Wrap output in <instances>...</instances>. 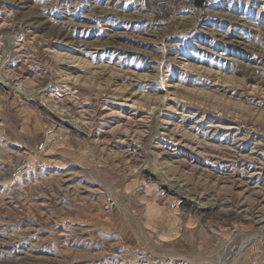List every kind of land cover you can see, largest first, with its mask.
Instances as JSON below:
<instances>
[{"label":"rangeland","instance_id":"1","mask_svg":"<svg viewBox=\"0 0 264 264\" xmlns=\"http://www.w3.org/2000/svg\"><path fill=\"white\" fill-rule=\"evenodd\" d=\"M0 77V264H264V0H0Z\"/></svg>","mask_w":264,"mask_h":264},{"label":"bare ground","instance_id":"2","mask_svg":"<svg viewBox=\"0 0 264 264\" xmlns=\"http://www.w3.org/2000/svg\"><path fill=\"white\" fill-rule=\"evenodd\" d=\"M158 3H159V1H158ZM161 3V2H160ZM162 4V3H161ZM190 4V3H189ZM191 5V4H190ZM189 5V6H190ZM167 6V5H166ZM162 7V6H161ZM188 8V7H187ZM159 11V13H158V16H162V17H166L167 16V12L164 10V11H162V10H158ZM170 16V15H169ZM167 18V17H166ZM2 77V76H1ZM0 77V84L2 85V86H9V81L6 79L5 81L3 80L4 78H1ZM6 78V77H5ZM11 79V78H10ZM9 79V80H10ZM19 84H21V83H19ZM19 84H17L15 87H16V91L17 92H20L19 91ZM22 90H23V88H21ZM27 89V88H26ZM15 91V90H14ZM22 93V92H21ZM26 93V92H25ZM24 93V94H25ZM20 94V93H19ZM29 94V93H28ZM32 95H33V93H32ZM24 96V95H23ZM29 96H31V94L29 95ZM34 98V97H33ZM43 102V101H42ZM45 102H47L46 100H45ZM44 104V103H43ZM44 106V105H43ZM45 108H46V110H48L53 116H56V117H58L57 115H59V116H61V118H59V119H61L60 120V122H62V123H64V126H66V127H68V128H70V129H72V130H74V131H81L82 130V128H83V126H81V124L80 123H77V122H73L74 120L72 119V118H69L67 115H65V113H60L59 112V110H58V112H57V110H55V108L54 107H52V106H50V105H48L47 103H45ZM55 113L57 114V115H55ZM59 123V122H58ZM153 126V125H152ZM87 129V128H86ZM85 129V130H86ZM153 166H155V165H153ZM154 168V167H153ZM157 168V167H156ZM153 174V175H152ZM161 175H162V173L160 172V170H157V169H155V171H154V173L152 172V173H149V175L148 176H150V178H151V180H152V184H154L155 186H161L162 184L161 183H163V181H162V179L164 178H162L161 177ZM139 176V175H138ZM166 177V176H165ZM10 178V177H9ZM170 179V178H169ZM165 180H167V179H165ZM165 180H164V183H165ZM168 181V180H167ZM6 182V181H5ZM176 182V181H175ZM174 183V182H173ZM172 184V183H171ZM176 185V184H175ZM172 186H174L173 184H172ZM177 188H178V186H177ZM181 188V187H180ZM179 188V189H180ZM156 189V188H155ZM179 189H176V190H178V191H176L175 190V193H174V195H175V199L173 200V199H170V200H173L174 201V203H175V205L177 204V203H182L183 202V200H181V195L182 194H180V193H178V192H181ZM159 191V190H158ZM160 192V191H159ZM194 194V193H193ZM221 200V199H220ZM225 200V199H224ZM224 202H226V201H224ZM173 203V202H172ZM212 207V206H211ZM225 211H227V210H224V212ZM239 216V215H238ZM240 217V216H239ZM241 220V219H240ZM240 223V222H239ZM242 223V222H241ZM237 226V225H236ZM173 230V229H172Z\"/></svg>","mask_w":264,"mask_h":264},{"label":"built area","instance_id":"3","mask_svg":"<svg viewBox=\"0 0 264 264\" xmlns=\"http://www.w3.org/2000/svg\"><path fill=\"white\" fill-rule=\"evenodd\" d=\"M109 208H110V207H109V204L104 206V209H105L106 211L109 210Z\"/></svg>","mask_w":264,"mask_h":264},{"label":"water","instance_id":"4","mask_svg":"<svg viewBox=\"0 0 264 264\" xmlns=\"http://www.w3.org/2000/svg\"><path fill=\"white\" fill-rule=\"evenodd\" d=\"M148 173H152V172H148ZM153 175V174H152Z\"/></svg>","mask_w":264,"mask_h":264}]
</instances>
